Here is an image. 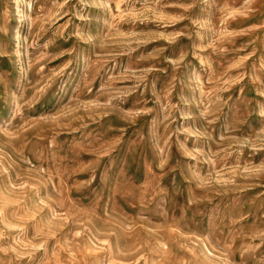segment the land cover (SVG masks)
I'll return each mask as SVG.
<instances>
[{
  "label": "rangeland",
  "instance_id": "374dc122",
  "mask_svg": "<svg viewBox=\"0 0 264 264\" xmlns=\"http://www.w3.org/2000/svg\"><path fill=\"white\" fill-rule=\"evenodd\" d=\"M0 264H264V0H0Z\"/></svg>",
  "mask_w": 264,
  "mask_h": 264
}]
</instances>
